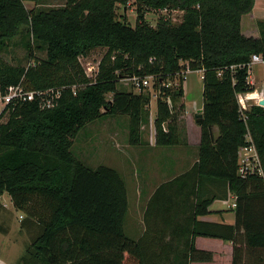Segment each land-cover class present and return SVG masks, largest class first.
<instances>
[{
    "label": "trees",
    "instance_id": "16d2710c",
    "mask_svg": "<svg viewBox=\"0 0 264 264\" xmlns=\"http://www.w3.org/2000/svg\"><path fill=\"white\" fill-rule=\"evenodd\" d=\"M64 1L45 10L25 6L43 0H0V94L19 84L29 92L60 91L50 109L35 97L12 102L0 114V198L7 194L25 214L21 229L31 235L18 264H191L203 254L195 249L198 237L232 242L231 264H264V108L252 106L244 121L237 98L255 89L246 68L251 57L264 61V20L255 22L256 35L242 29L255 0H134L133 27L117 17L132 0ZM155 11L152 25L147 15ZM173 12L182 14L180 21L172 22ZM18 39L30 66L1 57ZM95 49L105 53L93 80L79 59ZM187 70L202 72L198 161L157 188L145 231L132 240L124 234L123 177L110 167L88 168L72 154L73 141L85 126L120 116L128 118V144L141 145L152 97L142 85L148 79L157 99L155 145L185 144L174 112ZM131 78L140 81L137 89L132 84L137 93L117 88L119 79ZM247 135L262 175L242 179L237 152ZM207 181L224 194L204 197ZM229 193L234 225L198 220Z\"/></svg>",
    "mask_w": 264,
    "mask_h": 264
},
{
    "label": "rangeland",
    "instance_id": "374dc122",
    "mask_svg": "<svg viewBox=\"0 0 264 264\" xmlns=\"http://www.w3.org/2000/svg\"><path fill=\"white\" fill-rule=\"evenodd\" d=\"M64 0H43L42 4L36 5L32 2H25L27 9L33 7L38 9H56L63 7ZM134 0H132L125 8L119 7L117 10V17L120 21L124 20L128 25L134 26L136 22ZM160 12H149L147 18L152 25H156ZM172 18L176 21L179 20V13H172ZM257 20H264V3L257 1L254 11L242 19L243 32H252L257 34L254 24ZM17 45H11L10 50L2 54V59L12 65L30 66L33 64L26 51L19 45V39L16 40ZM105 50L95 49L90 53L88 58H80V64L83 69H86L87 64L91 63L96 65L103 57ZM34 57L38 59H44V52L35 51ZM251 79L254 81V86L259 91L264 85V62L256 64L252 67ZM185 92L184 101L188 105L190 119H186L182 116L186 114L183 99L181 98L173 105H175V112L177 115V125L181 134L185 133L184 139H187L186 131L191 127H195L196 114L199 110H202V78L199 71L188 70L185 73ZM152 85L148 86V91L152 95L151 103L149 107V122L142 127V137L145 140L148 138L150 132H152L153 121L156 116V97L155 92L151 89ZM117 88L124 91H133L137 93L136 89L132 90V81L130 79H119L117 82ZM264 88V87H263ZM111 96H107L110 99ZM170 101V100H169ZM171 102V101H170ZM7 116L1 121L5 122ZM128 118L117 117L107 118L105 120H99L91 123L83 128L77 137L73 141L72 154L81 162H83L88 168L96 169L100 166L110 167L117 170L123 177L128 196V212L124 221V234L127 238L135 240L137 234H139L140 228L135 214V187L138 182L136 173L139 169H144L145 165L151 164L149 160H142L140 162H134L133 157L137 158L139 152L135 150L133 146H130L128 140ZM188 128V129H187ZM145 135V136H144ZM146 141V140H145ZM142 145H145L142 143ZM141 146H137L139 149ZM141 149V148H140ZM179 152H186L187 148L184 145H180L175 148ZM140 156V155H139ZM142 158V155L139 159ZM143 159V158H142ZM152 161L157 163L155 157H152ZM147 163V164H146ZM169 163V162H168ZM167 163L163 167L165 172L168 171ZM148 167V166H147ZM140 171V170H139ZM232 200L229 201V206ZM0 259L6 264H18L21 256L24 254L25 247L29 243L31 235L24 229H21V221L25 219L23 212L17 211L7 194H3L0 198ZM213 209H223L230 211L229 207L222 205L221 203H214ZM221 264H224L221 261Z\"/></svg>",
    "mask_w": 264,
    "mask_h": 264
},
{
    "label": "crops",
    "instance_id": "0c3cea01",
    "mask_svg": "<svg viewBox=\"0 0 264 264\" xmlns=\"http://www.w3.org/2000/svg\"><path fill=\"white\" fill-rule=\"evenodd\" d=\"M264 3V0H255L254 9L256 7V2ZM253 9V11H254ZM252 11V12H253ZM250 83L254 85V81L249 77ZM185 87V84H184ZM264 87V85H263ZM261 90H257L254 86V91L249 93V95L242 94V96L251 97L247 104L248 105H255L258 99L264 98V88ZM185 92V88H184ZM183 105L186 108L185 116H182L186 119H190L189 108L188 105L185 103L183 98ZM182 105V104H181ZM188 129V128H187ZM187 139H185V144H182L187 148L186 152H179L174 148H162L157 147L155 145V132L152 128V132H150L148 138L146 137V141L143 139V144L139 145V149H136L137 146H134L135 150L139 152L138 157L134 158V162H140L142 160H149L151 164L145 165L144 169H139L136 173V178L138 182L136 183L135 187V198H134V205H135V214L139 224V234H137L136 239L140 238L145 231V223H144V216L145 211L148 205V202L154 192L160 187L162 184L184 174L188 170H190L198 161L197 156V146L200 143V126L196 125L195 127H191L189 130L186 131ZM145 136V135H144ZM185 133H183V137ZM186 137V136H185ZM180 146V145H179ZM141 148V149H140ZM142 155V158L139 157ZM152 157H155L157 163L152 161ZM167 163L168 171L165 172L163 167ZM169 162V163H168ZM147 164V163H146ZM148 166V167H147ZM201 194L204 197H211V194L221 196L224 194V188L221 187L211 188V182L207 181L201 184ZM213 192V193H211ZM184 194V192L182 193ZM181 199L183 197H178L177 202L181 204ZM232 200V203L229 206V201ZM221 203L222 205L229 207L230 211L223 210V209H213L212 206L214 203ZM235 203V196L229 193L225 200H216L213 204L209 207V214L199 217L198 220L201 222L206 223H216V224H227V225H234L235 223V214L234 209L232 208V204ZM179 213V212H178ZM151 222V220H150ZM135 239V240H136ZM195 249L203 254H196L197 257L194 262L191 264H221L223 261L224 264H231L232 257H233V243L228 241H222L217 239L211 238H202L198 237L194 241ZM202 255V256H200ZM0 264H6L0 259Z\"/></svg>",
    "mask_w": 264,
    "mask_h": 264
},
{
    "label": "built area",
    "instance_id": "2783aa9c",
    "mask_svg": "<svg viewBox=\"0 0 264 264\" xmlns=\"http://www.w3.org/2000/svg\"><path fill=\"white\" fill-rule=\"evenodd\" d=\"M176 13H179L181 17L182 14L180 12H176ZM171 20L173 23H176L180 21V18L178 21H176L175 18H172ZM79 62H80V59H79ZM263 62L264 61H262V59L259 56L253 55L251 57V62L246 67L248 76L251 77L252 67L254 65L263 63ZM98 65L99 63H97L96 65H92L91 63L87 64V67L86 69H84V72H85V75L89 79H93V80L95 79L98 73ZM231 69L235 70L236 67H231ZM199 72L201 73V78H202V72L201 71ZM185 73H184V78H185ZM130 80L132 81V84L135 86L136 89L140 87L139 80H137L136 78H131ZM149 82L150 81L148 79H144L142 81V85L145 87H148L150 85ZM72 91L74 92L73 88H72ZM246 95H249V93H247ZM59 96H60L59 90H56V91L49 90V91H44V92H41V91L29 92L21 84L17 86H12L7 89L4 95L0 94V114L7 107V105L11 104L12 102L33 101L35 97L41 99L42 108L50 109L55 106ZM237 98H238V104H239V112L244 121L246 120L245 113L249 112L252 106H259V107L264 108V106L260 105V102L264 100V98L258 99L255 105L247 104L250 100H252L251 97H248V96L244 97L242 96V94H240L238 95ZM237 159H238V174L242 179H244L249 174L257 173L258 175H262L260 160H259L257 151L255 149V146L252 142V139L249 135H247L246 137V145L239 148L237 152ZM235 207H236V204L235 203L232 204V208H235Z\"/></svg>",
    "mask_w": 264,
    "mask_h": 264
},
{
    "label": "water",
    "instance_id": "95a60500",
    "mask_svg": "<svg viewBox=\"0 0 264 264\" xmlns=\"http://www.w3.org/2000/svg\"><path fill=\"white\" fill-rule=\"evenodd\" d=\"M261 106H264V100L260 102ZM197 125H200L202 123V110H199L198 113L195 116Z\"/></svg>",
    "mask_w": 264,
    "mask_h": 264
}]
</instances>
